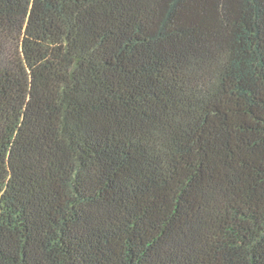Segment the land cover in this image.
Masks as SVG:
<instances>
[{"label":"trees","instance_id":"obj_1","mask_svg":"<svg viewBox=\"0 0 264 264\" xmlns=\"http://www.w3.org/2000/svg\"><path fill=\"white\" fill-rule=\"evenodd\" d=\"M0 264H264V0H0Z\"/></svg>","mask_w":264,"mask_h":264}]
</instances>
